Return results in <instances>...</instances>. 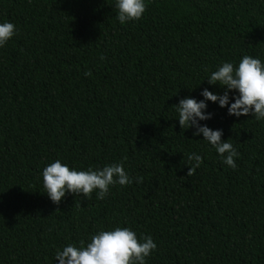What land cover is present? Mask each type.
<instances>
[{
  "label": "trees",
  "instance_id": "1",
  "mask_svg": "<svg viewBox=\"0 0 264 264\" xmlns=\"http://www.w3.org/2000/svg\"><path fill=\"white\" fill-rule=\"evenodd\" d=\"M115 3L0 0L16 26L0 47V264H59L57 250L116 227L153 238L146 264H264V120L207 102L200 123L233 144L232 169L175 106L222 95L206 80L224 62L264 63V0H145L123 25ZM192 153L203 163L187 176ZM56 160L123 162L133 183L56 205L42 177Z\"/></svg>",
  "mask_w": 264,
  "mask_h": 264
},
{
  "label": "clouds",
  "instance_id": "2",
  "mask_svg": "<svg viewBox=\"0 0 264 264\" xmlns=\"http://www.w3.org/2000/svg\"><path fill=\"white\" fill-rule=\"evenodd\" d=\"M117 19L120 24L139 21L147 9L145 0H116ZM16 34V26L11 22L0 23V47H3ZM105 57L101 56L103 60ZM90 76L91 72H86ZM209 85L220 86L223 94H216L203 89V99L196 100L185 97L176 104L178 122L181 129L196 130L194 136L202 134L220 155L228 167H237L235 158L239 153L232 143L222 140L223 131L213 130L200 121L212 118L208 113L207 102L217 103L221 108H227L228 115L237 118L253 116L257 121L264 120V63L259 58L244 55L238 66L231 62H224L217 70L211 72L206 80ZM235 92L230 103L229 93ZM189 170L187 176L195 174L203 163L201 155H188ZM43 187L49 199L59 205L66 193L75 196L83 194L84 198H91L94 190H98L97 199L103 200L109 193L110 186H127L133 183L132 178L125 171L123 162L104 166L102 169L77 171L70 169L60 160L49 164L43 169ZM143 183V178L137 180ZM157 245L150 235L138 239L137 234L128 227H116L114 230H100L90 237L85 244L81 240L79 246L69 243L62 250H57L55 259L59 264H146V258L156 250Z\"/></svg>",
  "mask_w": 264,
  "mask_h": 264
}]
</instances>
